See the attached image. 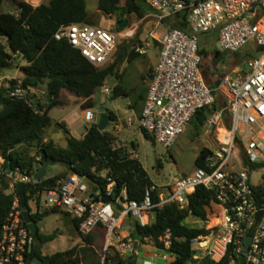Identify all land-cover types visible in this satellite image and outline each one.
I'll use <instances>...</instances> for the list:
<instances>
[{"label":"built area","instance_id":"obj_1","mask_svg":"<svg viewBox=\"0 0 264 264\" xmlns=\"http://www.w3.org/2000/svg\"><path fill=\"white\" fill-rule=\"evenodd\" d=\"M140 1L153 11L157 22L155 30L132 49L144 55L155 43L159 54L137 119L139 127L168 149L185 132L195 112L212 107L220 95L225 108L212 109L206 120L208 131L214 134L215 148L208 149L201 167L172 183L147 189L141 202L130 201L126 188L120 189L115 202H104L99 190L94 191L89 182L74 173L56 180L52 188L37 191L30 208L37 213L40 208L69 212L80 220V236L102 228L107 246L101 264H105L110 249L122 260L136 256V246L140 244L129 234L119 232L125 218H133L144 227L153 220V208L173 203L183 208L188 196L202 187L215 196L220 213L209 226L207 220L190 217L191 228L205 230L190 240L196 252L193 258H207L213 264L223 260L226 264H240L241 258L243 264H264V0ZM167 24L182 28H168ZM161 26L163 31L158 34L156 29ZM209 35L217 39L215 51L219 54L247 50L250 55L215 88L207 84L200 68L201 36ZM53 37L67 41L94 66H103L116 51L118 39L133 40L135 31L128 26L117 32L95 25L70 24L62 25ZM34 90L18 88L13 96L26 98ZM111 90L106 85L100 88L103 95H109ZM83 118L86 123L94 120L89 108L83 111ZM35 160L39 161V157ZM253 175H259V180L254 181ZM33 176L20 167L6 168L0 157V189L3 180L5 193L12 198L0 230V264H40L30 258L35 237L24 222L17 193L20 184L38 182ZM113 185H106L107 196L113 193ZM155 188L159 189L157 204L151 197ZM161 240L166 248L170 247L169 232ZM152 257L141 264H158V259L166 264L172 259L155 253Z\"/></svg>","mask_w":264,"mask_h":264},{"label":"trees","instance_id":"obj_2","mask_svg":"<svg viewBox=\"0 0 264 264\" xmlns=\"http://www.w3.org/2000/svg\"><path fill=\"white\" fill-rule=\"evenodd\" d=\"M4 1L0 0V6ZM11 1L15 5V13L0 11V72L18 69L20 78L6 80L0 85V157L4 159L6 168L20 167L31 175L47 161L63 168L61 173L52 177L44 176L37 183L20 184L17 187L20 208L30 212L36 224L50 214L63 213L71 216L69 212L57 209L45 210L42 213L33 212L29 203L37 191L52 188L56 180L74 173L89 182L94 191L99 190L104 202H115L122 188H126L130 201L141 202L146 190L154 186L146 169L139 160L132 158V153L127 148L115 146L113 134L106 130L101 132L98 123L91 125L78 139L71 134L65 123L59 124L64 133L66 147L57 146L45 135V129L51 124L50 111L61 104L58 100L60 91L68 90L83 98L82 109L92 108L96 104L94 95L100 92V88L105 86L109 78L116 75L118 64L125 60L131 62L142 56L132 49L135 44L130 49L127 45H121L122 52L118 53L108 66H94L67 41H58L53 37L62 25H93L87 0H47L39 7H33L24 0ZM97 9L103 15L119 16V23L125 15L140 20L149 14L148 7L140 0H125L122 5L121 0H97ZM174 26L182 28L178 24H167L168 28ZM116 28L121 30L118 25ZM199 52L202 57L205 55L202 47ZM214 56H219L218 51H214ZM20 60L25 64L20 65ZM200 68L204 69L202 64ZM218 83L210 87L215 88ZM28 87L43 90L45 103L39 104L30 96H13L16 89ZM145 94L144 91L138 101L130 106L138 116ZM122 95L128 94L115 85L111 90L110 100ZM225 106L222 97L217 95L212 107L195 112L192 118L196 117L199 126H203L212 109H224ZM105 114L111 123L116 121L115 113L105 111ZM141 131L144 138L153 141L144 129ZM207 152L206 148L200 150L194 162L195 168L202 166L201 160ZM36 157H39V161L35 160ZM109 182L114 183L113 193L107 196L105 187ZM5 188L6 183L1 180L0 230L12 203V198L5 193ZM261 191L264 192V187ZM151 197L154 204L159 202L158 188L151 192ZM219 208L215 196L198 187L188 196L187 206L179 208L173 203L155 207L152 209L153 220L150 224L143 227L137 221L130 223L129 236L137 244H151L159 250L165 249L172 258L169 264H193L196 262L193 258L196 252L192 250L190 240L205 230L191 228L186 220L190 217L199 220L216 219L220 213ZM71 221L77 231L80 220L72 218ZM166 231L170 234L169 248H166L161 240ZM34 237L35 245L30 258L40 264H101L93 250L91 234L80 236L86 246L68 248L51 255L43 254V242L39 233ZM53 238L54 236H50L45 240L51 241ZM111 250H108L105 264H141L136 256L122 260ZM203 260L207 264H213L207 258ZM219 264H226V260Z\"/></svg>","mask_w":264,"mask_h":264},{"label":"rangeland","instance_id":"obj_3","mask_svg":"<svg viewBox=\"0 0 264 264\" xmlns=\"http://www.w3.org/2000/svg\"><path fill=\"white\" fill-rule=\"evenodd\" d=\"M124 1L125 0H121V5L124 4ZM44 2H47V0H44ZM14 6L11 0H5L3 5L0 6V11L15 13ZM87 7L93 20V25L118 32L116 27L119 24V16H107L99 13L97 9V0H87ZM148 9L149 14L140 20L131 15H125L123 17H126L128 20L127 26L135 31V41H133L134 38L133 40L118 39L116 51L105 66L111 64L117 54L122 52L120 49L121 45H127L130 49L133 44H138L140 41L145 40L148 34L152 30H155L157 21L152 17V14H154L153 11L150 8ZM162 31L163 26L156 29L158 34H161ZM201 39L200 46L205 51L202 64L204 76H209L210 81L214 84L227 75H230L234 68L240 66L245 59L250 57L247 50L237 53H220L219 56L215 57L214 51L217 47V39L212 35L201 36ZM151 47L153 48L146 56L142 55L131 62L125 60L121 64H118L115 69L116 75L109 78L105 85L109 88H113V85L116 84L125 90L128 95H122L115 100H110V94L103 95L102 92L98 91L94 95L96 101L95 106L89 108L94 115V120L91 123H86L83 118L84 109L81 108V105H83L84 99L79 98V96L68 90H62L59 96L62 104L54 107L50 111L49 116L51 124L45 129V135L47 139L52 140L57 146L66 147L64 133L59 124H64L66 122L71 129L72 135L78 139L83 136L86 129L94 123L99 122L101 113L103 114L105 111H111L115 113L116 121L113 123L110 122L111 124H109L108 131L114 136V145L127 148L132 153V158L139 160L146 169L154 186L161 187L168 182H174L175 179L183 176L194 168V162L198 152L205 144L203 141L205 136L199 137L198 139L194 138V129L191 127L186 129L185 132L179 136L178 141L172 147L165 149L154 141H148V139L144 138L142 135L141 128L137 123L139 116L135 111L129 110V103L131 102L132 106L133 103L138 101L139 97L144 94L146 89L149 77L147 74L143 76L144 66L147 65L148 58L151 59L152 52L154 53L157 45L153 43ZM19 64L23 65L25 63L20 60ZM18 78H20V71L18 69L11 71L3 70L0 72V85L4 84L6 80ZM111 80H113V83ZM28 96L35 102H39V104L45 103V96L41 89L30 92ZM128 119L131 120V125L128 124ZM62 171L63 168L60 165H48L45 177H52ZM253 180L258 181L259 175H253ZM39 212H44L43 208H40ZM71 219L69 215L55 213L37 222L38 233L43 242L41 246L43 254L51 255L68 248L86 246V243L72 226ZM190 221L192 222L191 218H188L186 223L188 224ZM134 222H136V220L133 218H125L122 226H120L119 232L129 234V230L131 229L130 223ZM50 236H54L53 240H45L46 237ZM91 237L93 239V250L97 259L101 262V258L107 246L106 233L102 228H97L91 233ZM141 245L142 244L136 247L138 248ZM141 249L142 254H139V259L142 261L152 260L154 253L159 255L164 254L166 257H170L168 252L162 250L156 251L151 244L143 245ZM144 253L145 255H143ZM141 260L139 263H141ZM171 261L172 259L168 260L166 264L171 263ZM157 263L165 264L161 259H158ZM193 264L207 263L204 262L203 258H200Z\"/></svg>","mask_w":264,"mask_h":264},{"label":"crops","instance_id":"obj_4","mask_svg":"<svg viewBox=\"0 0 264 264\" xmlns=\"http://www.w3.org/2000/svg\"><path fill=\"white\" fill-rule=\"evenodd\" d=\"M30 1H32L33 3H35L37 6H40L43 2H44V0H30ZM153 47H150L149 49H148V51H147V53L145 54V55H143V56H146L147 54H149V51L152 49ZM154 50V49H153ZM158 54H159V52H158V48H156L155 50H154V53L152 52V57H151V59H149L148 58V63H147V65H145L144 66V75L143 76H145V74H147V76L149 77L152 73H153V69H154V66H155V64H156V62L158 61ZM148 70H149V72H148ZM148 72V73H147ZM144 78V77H143ZM206 78V82H207V84L209 85V86H215V84L212 82V81H210V78H209V76H207V77H205ZM144 80L146 81V79L144 78ZM148 80V79H147ZM111 82L113 83V80H111ZM116 85V84H115ZM115 85H113V87L115 86ZM147 85H148V82H147ZM147 85H146V89H147ZM146 89H145V93H146ZM62 91V90H61ZM61 91H60V93H61ZM60 93H59V96H60ZM146 95V94H145ZM58 100L61 102V100L59 99V97H58ZM61 104H62V102H61ZM131 106V102L129 103V108H131L130 107ZM128 108V109H129ZM129 110H132L133 112H134V110L133 109H129ZM65 124H66V122H65ZM111 124V123H110ZM66 126L68 127V129L70 130V132H71V129H70V127L68 126V124H66ZM109 127V126H108ZM108 127H107V129H106V131H108ZM117 127V126H116ZM191 127H193V129H194V138H196V139H198L199 137H203V136H205V139L203 140L204 142H205V144H204V146L202 147V148H206V149H213V148H215V146H216V141H215V138H214V134L213 133H211V132H209L208 131V129H207V127H206V122H205V124L203 125V126H199V124H198V120H197V118L195 117V118H192V120L190 121V123L188 124V126H187V128L186 129H188V128H191ZM109 132V131H108ZM72 134V133H71ZM179 139V138H178ZM178 139L176 140V142L178 141ZM175 142V143H176ZM201 148V149H202ZM200 149V150H201ZM200 150H199V152H200ZM199 152H198V154H199ZM198 156V155H197ZM197 158V157H196ZM195 170V166H194V168L193 169H191L190 171H188L187 173H185L183 176H186V175H188V174H190V173H192L193 171ZM142 246V245H141ZM141 246L140 247H138L137 248V251H136V257H137V259H138V261L140 262V260L141 259H139V254L141 253L142 254V249H141ZM143 255H145V253L143 254ZM141 262H142V260H141Z\"/></svg>","mask_w":264,"mask_h":264},{"label":"water","instance_id":"obj_5","mask_svg":"<svg viewBox=\"0 0 264 264\" xmlns=\"http://www.w3.org/2000/svg\"><path fill=\"white\" fill-rule=\"evenodd\" d=\"M127 24H128V20H127V18L125 17V18H123L122 21L118 24V27L122 29V28L127 27ZM109 124H110V119H109L108 115L105 114V113H103V114L101 113V114H100V119H99V122H98V128H99V130H100L101 132L104 131V130H106L107 127L109 126ZM48 165H51V166H52L51 161H47V162H44V163L42 164L41 168H40V169L36 172V174H34V176H33V179H34L35 181H39V180H41L42 178H44V176H45V174H46V169H47V166H48ZM23 217H24V222H25L27 228L29 229V231H30L34 236L38 235V228H37V225H36L34 219L31 217L30 212H28V211H26V212L23 211ZM249 241H250V238L248 237V238H247L246 248H247V246H248ZM243 260H244V259L241 258V262H240V264H243Z\"/></svg>","mask_w":264,"mask_h":264},{"label":"bare ground","instance_id":"obj_6","mask_svg":"<svg viewBox=\"0 0 264 264\" xmlns=\"http://www.w3.org/2000/svg\"><path fill=\"white\" fill-rule=\"evenodd\" d=\"M214 222H216L215 219H213V220H207L206 225L209 226L210 224H212V223H214Z\"/></svg>","mask_w":264,"mask_h":264}]
</instances>
